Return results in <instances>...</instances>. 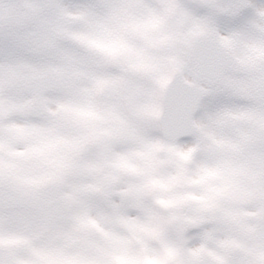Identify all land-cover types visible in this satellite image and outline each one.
Here are the masks:
<instances>
[{
  "label": "clouds",
  "instance_id": "9594fccd",
  "mask_svg": "<svg viewBox=\"0 0 264 264\" xmlns=\"http://www.w3.org/2000/svg\"><path fill=\"white\" fill-rule=\"evenodd\" d=\"M0 264H264V0H0Z\"/></svg>",
  "mask_w": 264,
  "mask_h": 264
}]
</instances>
